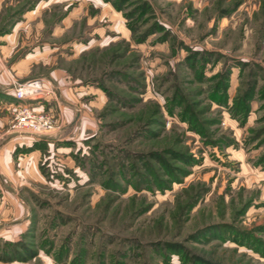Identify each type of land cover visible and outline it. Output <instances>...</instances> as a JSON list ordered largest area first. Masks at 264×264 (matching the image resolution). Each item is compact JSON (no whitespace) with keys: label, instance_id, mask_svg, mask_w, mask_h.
I'll list each match as a JSON object with an SVG mask.
<instances>
[{"label":"rangeland","instance_id":"374dc122","mask_svg":"<svg viewBox=\"0 0 264 264\" xmlns=\"http://www.w3.org/2000/svg\"><path fill=\"white\" fill-rule=\"evenodd\" d=\"M7 143L0 264H264V0H0Z\"/></svg>","mask_w":264,"mask_h":264},{"label":"built area","instance_id":"2783aa9c","mask_svg":"<svg viewBox=\"0 0 264 264\" xmlns=\"http://www.w3.org/2000/svg\"><path fill=\"white\" fill-rule=\"evenodd\" d=\"M11 90L18 100V103L11 105L14 111L13 132L19 135L42 137L50 136L60 130L63 123L59 118L60 115L56 116V113L50 110H38L30 103L49 102L53 99L57 105H60L58 96L61 91L58 86L49 84L42 78L14 79Z\"/></svg>","mask_w":264,"mask_h":264},{"label":"crops","instance_id":"0c3cea01","mask_svg":"<svg viewBox=\"0 0 264 264\" xmlns=\"http://www.w3.org/2000/svg\"><path fill=\"white\" fill-rule=\"evenodd\" d=\"M2 89H5V88H2ZM7 94H10L11 96L14 97V93H13V91H11V84H9V83L7 84ZM65 111L67 112L66 115H70L72 112L75 115V111L72 110V109H69V107H66ZM76 115H77V113H76ZM22 136H27V135H19V134H16V133H12L11 134V137H16V138L17 137L18 138L19 137L22 138ZM3 149H4V152H2L0 154V166H1V168L3 167L6 175H10L11 172H12V168H11L12 156H11V152H10L11 151L10 144L7 143V145ZM4 180H5V177H4Z\"/></svg>","mask_w":264,"mask_h":264},{"label":"trees","instance_id":"16d2710c","mask_svg":"<svg viewBox=\"0 0 264 264\" xmlns=\"http://www.w3.org/2000/svg\"><path fill=\"white\" fill-rule=\"evenodd\" d=\"M11 259V257H7V260ZM22 259H27V256L26 257H22Z\"/></svg>","mask_w":264,"mask_h":264}]
</instances>
